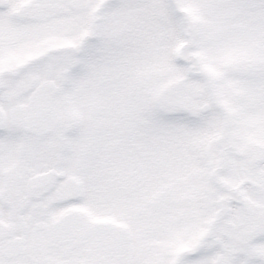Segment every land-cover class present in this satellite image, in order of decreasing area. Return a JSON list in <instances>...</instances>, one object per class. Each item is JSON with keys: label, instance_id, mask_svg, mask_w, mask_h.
Masks as SVG:
<instances>
[{"label": "snow or ice", "instance_id": "snow-or-ice-1", "mask_svg": "<svg viewBox=\"0 0 264 264\" xmlns=\"http://www.w3.org/2000/svg\"><path fill=\"white\" fill-rule=\"evenodd\" d=\"M0 264H264V0H0Z\"/></svg>", "mask_w": 264, "mask_h": 264}]
</instances>
